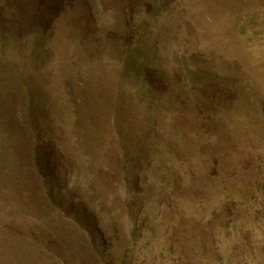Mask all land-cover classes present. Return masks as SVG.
<instances>
[{"label": "rangeland", "instance_id": "rangeland-1", "mask_svg": "<svg viewBox=\"0 0 264 264\" xmlns=\"http://www.w3.org/2000/svg\"><path fill=\"white\" fill-rule=\"evenodd\" d=\"M0 264H264V0H0Z\"/></svg>", "mask_w": 264, "mask_h": 264}]
</instances>
